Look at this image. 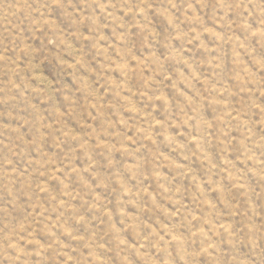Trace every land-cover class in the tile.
I'll list each match as a JSON object with an SVG mask.
<instances>
[{
    "label": "rangeland",
    "instance_id": "rangeland-1",
    "mask_svg": "<svg viewBox=\"0 0 264 264\" xmlns=\"http://www.w3.org/2000/svg\"><path fill=\"white\" fill-rule=\"evenodd\" d=\"M0 264H264V0H0Z\"/></svg>",
    "mask_w": 264,
    "mask_h": 264
}]
</instances>
